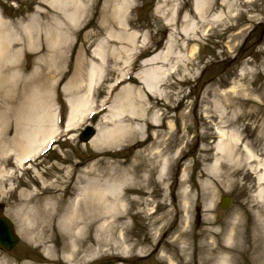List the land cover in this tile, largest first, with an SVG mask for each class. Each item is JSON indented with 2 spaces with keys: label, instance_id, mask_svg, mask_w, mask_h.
Masks as SVG:
<instances>
[{
  "label": "rangeland",
  "instance_id": "1",
  "mask_svg": "<svg viewBox=\"0 0 264 264\" xmlns=\"http://www.w3.org/2000/svg\"><path fill=\"white\" fill-rule=\"evenodd\" d=\"M43 1L49 0H0V13L11 32L7 39L13 44L0 58V215L11 220L19 237L12 250H0V258L11 259L10 264L47 260L26 241L12 215L24 189L19 180H29L41 188L38 191L42 190L41 181L52 183L53 191L63 190L62 182L68 181L69 193L84 171L95 168L94 175L98 176V169L105 170L116 160H133L144 144L160 148L167 143L175 158L165 168L162 180H155L147 192L139 195L142 203L131 208L134 216L129 219L131 240L138 242V248H148L125 262H115L111 250L98 248L72 264H175L176 259L169 263L162 250L152 252V237L159 236L161 229L166 231L164 239L171 237L185 218L184 213L176 216L174 208L183 204L190 215L185 225L194 235L188 240L190 257L195 234L209 227L203 220L208 202H212L214 226L244 205L252 209L256 203L252 164L245 166L236 156H225V148L220 145L221 135L225 134L236 139L242 157L254 153L264 162L260 147L251 139L252 130L254 134L264 133L260 125L264 116V0H217V6L213 0H67L68 6L58 10L66 32L57 74H50L48 79L49 94L43 86L49 57L40 50L38 36L43 28L53 30L55 22L51 13L40 17V9L53 11L50 5H42ZM228 1L233 3L230 12L225 6ZM125 3L121 15L118 12ZM15 33L33 35L35 43L30 44L28 38L22 43ZM139 54L144 60L158 55L160 61L155 66L172 68L155 87L154 95L135 77L150 68L140 64L141 57L136 59ZM6 64L10 65L8 69ZM91 64L97 66V87L88 95L85 84ZM73 84L72 93L86 94L90 112L69 132H63L61 126L47 152L16 164L14 157L21 154L22 146H18L16 137L36 120L39 106L40 111L49 112L50 118L54 117V107L66 113L64 89ZM41 94L47 98L40 105L36 99ZM124 99L129 103L120 107ZM143 113L148 122L163 124V134L154 135L139 121L134 131L140 126L142 138L149 136L143 145L121 138L119 124L126 117ZM252 115L258 122H252ZM208 116H216L217 121L223 117L224 123L218 122L209 132L212 135L197 140V134L207 132L202 121ZM93 119L96 135L88 143H81L76 132ZM99 136L106 144L96 147L93 142ZM204 147H210L208 159L201 157L200 149ZM149 152L154 151L142 154L148 158ZM154 177L157 179V174ZM223 195L231 199L226 209L219 206ZM150 212L152 215H148ZM152 216H157L155 223L151 222ZM252 220L250 214L243 220L244 235L250 233ZM253 234L252 229V243ZM253 260L252 255V261L245 258L244 264H255Z\"/></svg>",
  "mask_w": 264,
  "mask_h": 264
},
{
  "label": "bare ground",
  "instance_id": "2",
  "mask_svg": "<svg viewBox=\"0 0 264 264\" xmlns=\"http://www.w3.org/2000/svg\"><path fill=\"white\" fill-rule=\"evenodd\" d=\"M66 1L49 0L43 1L44 3L41 2L42 5H50L53 11L49 12L46 8L40 9V17L46 18L51 13L55 22L53 30L48 28L43 30V28L42 33L38 36L40 50L49 57L46 62L50 66L45 67L48 71L43 76V86L48 91V85L51 84L48 79L50 74L55 73V76L57 74L58 56L63 48L62 37L66 29L58 10L61 9V6H68ZM213 1L214 5L217 6V0ZM70 2H73V0H70ZM126 3L119 9L118 13H121V15L125 11ZM225 6L227 11L230 12L233 3L228 1ZM74 7L78 9L77 5ZM118 20L121 23V20ZM5 25L4 20L0 18V53L8 46L9 39L7 38L11 34L10 29ZM15 35L18 38V34L15 33ZM25 38H28L30 44L35 43L33 35L29 34ZM158 59V55H154L141 62L142 65L150 68L135 75L141 83L145 84L151 95L155 94L153 93L155 87L172 69L171 67V69H162L155 66L160 61ZM96 73L97 66L91 64L87 74L89 87ZM74 86L75 84L70 87L67 86L66 90L64 89L68 93L69 110L66 121L68 127L81 119L89 109L85 94L81 96L78 94L73 95L71 89ZM38 97L40 98H37L36 101L40 102V105L47 98L44 94ZM127 103H129V99H124L120 107L126 106ZM39 108L38 114L34 116L36 120L27 124L18 136V146L22 145L20 146L21 150H19L21 154H17L18 158L14 160L18 165L25 157L41 148L56 131L54 117L52 116L51 119L49 112L40 111L42 106H39ZM256 117V115H252L253 123L258 122ZM215 119L218 118L208 116L202 121L207 132H204L203 135L197 134V140L212 135L209 132L218 122L224 123L223 117L219 118L218 121ZM261 120L260 125L264 127V116ZM139 121L145 124L147 128L152 129L154 135L163 134V124L148 122L143 113L132 118L126 117V121L119 124L121 138L126 141L133 140L134 145H143L149 136L145 139L142 138L143 133L140 126L138 131H134V125H140ZM254 133V130H252V144L260 147V154L264 157V133ZM221 137L220 146L223 149L225 148V156L230 158L236 156V160L238 162L243 161L245 166L252 164V176H254V186L257 191L254 199L256 203L252 205V209L244 205L239 211L230 214L222 223L219 222L214 226L216 221L210 216L213 212L212 202H208L204 208L203 220L209 227H205L195 234L196 240L191 246L192 253H190V257H187L188 240L191 237L193 238L194 235L192 230L186 226L187 223L189 224V211L184 204L181 205V208L175 207V215L178 216V214L184 213L185 218H182L181 223L179 222L177 228H174L173 233L170 234L171 237L167 240L164 239L166 232L162 229L158 237H152V244H154L152 252L162 250L167 255L165 259L169 263L172 258H175V264H244L245 258L249 257L252 261L253 255L255 264H264V162H262V158L254 153L252 155L247 154L245 158L242 157L241 151L239 152L240 147L235 142L236 139L228 138L225 134H222ZM103 139L99 136L97 141L93 140L94 145L96 147L105 145L106 142ZM152 143L156 144V141L153 140ZM114 145L116 144L114 143ZM158 145H162V143ZM151 146L144 144L142 150L134 154L133 160L124 162L116 160L105 170L98 169V172L101 173L98 176L94 175L95 168L94 170L84 171L83 175L79 176L71 187L72 192H69V194L67 193L68 181L62 182L65 185L63 190L55 189L54 191L50 189L53 188L52 183L41 181L42 190L38 191L41 188L34 187L29 180L24 182L19 180L18 184L22 185L24 189L19 193V200L14 205L12 215L18 223L19 232L26 241L39 249L47 259L43 263L28 260L22 264H72L75 259H78V261L84 260L90 252L104 247L111 250L110 256L115 262L119 260L125 262L129 259V256H136L147 249L148 246L138 248V242L130 238L129 219L133 217L131 208L142 203L139 195L144 191L147 192L148 186L152 185L155 180H162V177L166 174L165 168L171 165L175 156L169 152V143L160 148H157L156 145H154V148ZM145 151L154 152H149L151 156L146 158L142 154ZM200 151L203 159L210 158V147H204ZM0 172H3V170H0ZM144 172L149 174L148 177ZM155 174H157V179L154 177ZM103 176H106V178H103ZM245 177H250L248 171L245 172ZM249 214L252 215L253 225L250 233L244 235V232L241 231L243 220ZM156 220L157 216L151 217L152 223H155ZM252 229L254 231V243H252ZM49 243H53V245H49ZM11 261V259L0 258V264H10Z\"/></svg>",
  "mask_w": 264,
  "mask_h": 264
},
{
  "label": "water",
  "instance_id": "3",
  "mask_svg": "<svg viewBox=\"0 0 264 264\" xmlns=\"http://www.w3.org/2000/svg\"><path fill=\"white\" fill-rule=\"evenodd\" d=\"M91 134L92 131L87 129L83 134V139L87 140L91 137ZM222 205L225 206L226 203H223ZM15 242H17V237L13 232L11 223H9L5 218H0V244L6 249H10Z\"/></svg>",
  "mask_w": 264,
  "mask_h": 264
}]
</instances>
